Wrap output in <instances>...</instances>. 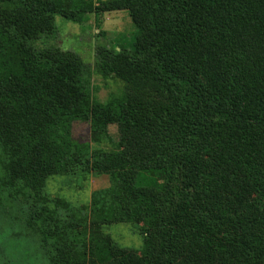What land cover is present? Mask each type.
<instances>
[{
  "label": "trees",
  "instance_id": "16d2710c",
  "mask_svg": "<svg viewBox=\"0 0 264 264\" xmlns=\"http://www.w3.org/2000/svg\"><path fill=\"white\" fill-rule=\"evenodd\" d=\"M114 10L131 44L99 48L95 69L136 88L99 100L89 63L35 42L57 15ZM0 156L46 264H264V0H0ZM77 170L108 184L81 208L48 203L47 178ZM112 223L142 248L118 246Z\"/></svg>",
  "mask_w": 264,
  "mask_h": 264
},
{
  "label": "rangeland",
  "instance_id": "374dc122",
  "mask_svg": "<svg viewBox=\"0 0 264 264\" xmlns=\"http://www.w3.org/2000/svg\"><path fill=\"white\" fill-rule=\"evenodd\" d=\"M94 4L99 0H91ZM56 34L35 42L37 47L46 44L57 45L62 50L77 53L92 66L91 88L93 95L104 100L111 94L119 95L135 86L124 80L95 69L97 51L101 47L111 48L121 44L130 47L134 25L126 10H114L95 15L86 14V20L76 23L57 15L55 17ZM146 99L160 101V96L148 88L137 90ZM113 140L118 139L117 126L107 128ZM89 121L76 120L72 123V136L84 149L90 140ZM89 145V144H88ZM2 158V156H0ZM0 163V264H46L41 254L38 237L25 226L29 211L34 210L33 200L26 199L17 189V185L5 183ZM108 184L105 175L94 176L88 171L52 175L47 178L44 195L51 205L63 200L70 209L81 208L89 204L91 193ZM64 206H60L62 208ZM37 211V209H35ZM115 243L120 247L140 249L143 237L137 227L130 223H112L104 226Z\"/></svg>",
  "mask_w": 264,
  "mask_h": 264
}]
</instances>
